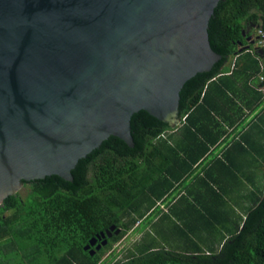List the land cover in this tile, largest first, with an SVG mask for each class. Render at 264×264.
<instances>
[{
	"label": "trees",
	"instance_id": "obj_1",
	"mask_svg": "<svg viewBox=\"0 0 264 264\" xmlns=\"http://www.w3.org/2000/svg\"><path fill=\"white\" fill-rule=\"evenodd\" d=\"M263 16L264 0H218L207 38L220 58L182 85L179 123L171 127L139 110L129 119L132 147L108 136L76 162L70 181L49 175L23 183V196L15 192L1 203L0 238L30 240L22 251L35 260L27 264H102L107 247L93 255L82 249L90 238L114 225L120 231L113 243L142 227L111 264H264V188L261 197L259 189L251 192V205L235 208L209 176L215 164L228 170L231 151L249 152L248 134L263 118L260 110L241 125L262 103L263 46L259 53L242 46ZM238 127L196 172L227 128Z\"/></svg>",
	"mask_w": 264,
	"mask_h": 264
},
{
	"label": "water",
	"instance_id": "obj_2",
	"mask_svg": "<svg viewBox=\"0 0 264 264\" xmlns=\"http://www.w3.org/2000/svg\"><path fill=\"white\" fill-rule=\"evenodd\" d=\"M217 2L0 0V205L22 183L70 181L108 136L132 147L139 110L178 124L182 85L220 58L207 38ZM261 28L264 50V16ZM111 231L120 228L82 249Z\"/></svg>",
	"mask_w": 264,
	"mask_h": 264
},
{
	"label": "crops",
	"instance_id": "obj_3",
	"mask_svg": "<svg viewBox=\"0 0 264 264\" xmlns=\"http://www.w3.org/2000/svg\"><path fill=\"white\" fill-rule=\"evenodd\" d=\"M231 61V60H230ZM230 63V62H229ZM228 64V63H227ZM262 103L256 110L248 113L241 125H245L257 111H263V118L257 122L248 134L249 152L236 148L230 153L228 170L224 166L215 164L209 168V176L217 180V184L225 191L226 200L232 207H243L251 205L252 191L259 189L261 197L264 188V86L262 87ZM236 129L227 128V135L210 148V151L197 163L196 172L206 167L213 157H218L221 150L229 140L238 133ZM2 238H0L1 243ZM27 263V262H26ZM0 264H10L6 259L0 258Z\"/></svg>",
	"mask_w": 264,
	"mask_h": 264
},
{
	"label": "rangeland",
	"instance_id": "obj_4",
	"mask_svg": "<svg viewBox=\"0 0 264 264\" xmlns=\"http://www.w3.org/2000/svg\"><path fill=\"white\" fill-rule=\"evenodd\" d=\"M253 48L259 53V47L257 42L255 41L252 45ZM230 62V58L227 60L224 67H228ZM228 63V64H227ZM24 188L17 190L20 196L24 195ZM8 212H5L7 214ZM142 227L132 228L127 230L118 240L113 242L109 247L105 248L104 253L101 257L102 264H111L115 260L121 258L125 249L129 248L134 242H136L141 234ZM31 244L30 240L24 239L20 237H13L11 235L2 236V240L0 243V258L3 260H7L10 264H27L31 261L35 260L33 257H25L22 250H26L28 246Z\"/></svg>",
	"mask_w": 264,
	"mask_h": 264
},
{
	"label": "flooded vegetation",
	"instance_id": "obj_5",
	"mask_svg": "<svg viewBox=\"0 0 264 264\" xmlns=\"http://www.w3.org/2000/svg\"><path fill=\"white\" fill-rule=\"evenodd\" d=\"M248 35H251L252 37H254L255 35H256V33L253 31V28H251V31H250V33L248 34ZM247 35V36H248ZM246 35L244 36V40L246 41V37H247ZM246 43H247V41H246ZM253 45V44H252ZM21 188H23V183L21 184V186H20V188L18 189V190H20ZM1 206V205H0ZM115 228V227H114ZM95 236V235H94ZM112 236H115V235H113V233H112V231H111V236L110 237H108V238H106V237H104V240H105V244H103V245H100V247L99 248H95L98 244H100V242L103 240V238H99V239H96L95 240V242H94V244L93 245H91V246H89L88 247V249L87 250H85L87 253L89 252V251H92L93 253L91 254V255H93L95 252H98L101 248H103V247H109L112 243H108V240L109 239H111V237Z\"/></svg>",
	"mask_w": 264,
	"mask_h": 264
},
{
	"label": "built area",
	"instance_id": "obj_6",
	"mask_svg": "<svg viewBox=\"0 0 264 264\" xmlns=\"http://www.w3.org/2000/svg\"><path fill=\"white\" fill-rule=\"evenodd\" d=\"M257 36L258 39L256 40L258 46H263V41H262V29L260 28L258 31H257ZM259 80H263V77H259ZM160 207H162V205H160Z\"/></svg>",
	"mask_w": 264,
	"mask_h": 264
}]
</instances>
